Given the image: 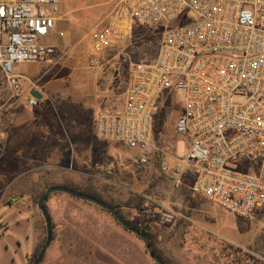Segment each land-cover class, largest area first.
Here are the masks:
<instances>
[{
	"label": "rangeland",
	"instance_id": "374dc122",
	"mask_svg": "<svg viewBox=\"0 0 264 264\" xmlns=\"http://www.w3.org/2000/svg\"><path fill=\"white\" fill-rule=\"evenodd\" d=\"M120 1L61 0L62 34L48 40L56 45V61L16 63L14 72L28 77L21 79L20 95L12 93L0 70V256L16 236L2 227L11 206L25 210L30 204L42 214V193L72 185L118 207L136 228L150 226L152 246L168 264H264V216L249 221L206 200L213 210L200 209L193 219L208 225L216 236L212 242L185 214L162 223L160 204L177 210L187 187L172 192L157 160L140 166L124 142L97 137L95 114L108 97L124 93L129 62L152 57L160 43V31L137 24L123 50L95 52V38ZM32 91L41 94L34 107L26 104ZM179 114L178 105L166 114L161 143L172 138ZM76 141L91 147L77 154ZM44 204L53 238L40 264H155L142 238L101 206L62 191L50 193ZM46 233L45 227L27 264L34 263ZM15 258L18 262V253Z\"/></svg>",
	"mask_w": 264,
	"mask_h": 264
},
{
	"label": "built area",
	"instance_id": "2783aa9c",
	"mask_svg": "<svg viewBox=\"0 0 264 264\" xmlns=\"http://www.w3.org/2000/svg\"><path fill=\"white\" fill-rule=\"evenodd\" d=\"M60 20L61 0H0V70L14 95L28 79L16 63L56 61L48 40L62 34ZM136 24L160 31L156 56L129 62L124 93L95 114L97 137L124 142L140 166L157 160L172 192L187 186L243 219L264 216V0H121L95 52L123 50ZM167 100L180 114L158 144ZM2 119L0 101V135ZM160 205V222L184 217Z\"/></svg>",
	"mask_w": 264,
	"mask_h": 264
},
{
	"label": "crops",
	"instance_id": "0c3cea01",
	"mask_svg": "<svg viewBox=\"0 0 264 264\" xmlns=\"http://www.w3.org/2000/svg\"><path fill=\"white\" fill-rule=\"evenodd\" d=\"M60 23L61 20L59 21V24ZM155 56L156 54L152 57L147 56L146 59H152ZM90 147L91 145H88L85 142L76 141L75 151L77 154H83L86 150H89ZM186 196L187 195L180 194L179 203L177 204L179 208L177 209V211H179L183 216L185 214L186 218L193 221L195 224L200 225L201 230H206L207 233L205 234L208 238H210L208 239L206 237L205 239L207 241H214V237L216 236L212 234V230L208 227V225L206 224L204 226L193 219V214L198 210L206 209L209 213L213 210V207L206 200L200 201V199L195 198L194 200L188 201L186 199ZM25 203L26 201L24 202V204ZM18 209L20 208L15 206L10 207L11 213L9 215V218L5 220V224L2 226L3 228H12L16 236L12 237L13 242L11 243V246H5V249L0 256V264H27V261L31 257V254L39 246L42 239V233L45 231V219L43 218V214H41L37 208H34L33 206H30V204H28L25 210L20 209L21 211H18ZM16 253H18V262L15 258Z\"/></svg>",
	"mask_w": 264,
	"mask_h": 264
},
{
	"label": "water",
	"instance_id": "95a60500",
	"mask_svg": "<svg viewBox=\"0 0 264 264\" xmlns=\"http://www.w3.org/2000/svg\"><path fill=\"white\" fill-rule=\"evenodd\" d=\"M32 95L36 96L38 99L41 98V94L39 92L32 91ZM55 191H62V192L68 193V194H70V195H72V196H74L76 198L90 201V202L95 203V204L101 206L102 208L110 211L115 216V218L118 220V222L120 224H122L125 228H127L128 230L132 231L133 233L139 235L142 238L143 242L146 245V248L148 249V252H149L151 258L154 260V262L156 264H166L157 255L155 249L153 248V246H152L149 238L146 236V234L143 231H141V230L137 229L136 227L132 226L128 221H126L119 214L117 209H115L113 206H111L110 204H108L106 202H103L101 200L95 199V198H93L91 196H88V195H84V194H82L80 192H77V191H75L73 189H70V188H67V187H64V186H53L51 188H48L46 190V192H44L40 196V198L38 199V207L41 210V212H42V214H43V216L45 218V222H46V231H47L46 234H47V236H46L45 244L42 246L40 252L38 253L34 264H40V262L43 259L44 254H45L47 248L50 246L52 238H53L52 220H51V217L49 215V212H48L44 202L47 199L48 195L50 193H52V192H55ZM149 229H150V226H145L144 227L145 231H147Z\"/></svg>",
	"mask_w": 264,
	"mask_h": 264
},
{
	"label": "trees",
	"instance_id": "16d2710c",
	"mask_svg": "<svg viewBox=\"0 0 264 264\" xmlns=\"http://www.w3.org/2000/svg\"><path fill=\"white\" fill-rule=\"evenodd\" d=\"M170 100H167L166 101V104H165V106L164 107H162L160 110H159V112H158V114H157V118H156V124H155V139H156V142L158 143V144H160L161 143V140H162V135H163V130H162V127H163V124H164V122H165V116H166V114L169 112V110H170ZM55 186H64V187H67V188H70V189H73V190H75V191H77V192H80V193H82V194H84V195H88V196H91V197H93V198H95V199H98V200H101V201H103V202H105L104 200H102L97 194H95V193H90V192H88V191H84V190H79V189H76V188H74L72 185H55ZM51 187H53V186H51ZM50 187V188H51ZM185 187H187V186H185ZM187 189H188V191H189V194H187V200L189 201H191V200H194L195 198L196 199H200V201L202 200H206L205 198H203V197H200V196H197V195H195L191 190H190V188H188L187 187ZM43 194V193H42ZM50 195V194H49ZM49 195H48V197H49ZM48 197H47V199H48ZM46 199V200H47ZM111 205V204H110ZM195 205H196V203H195ZM45 206H46V204H45ZM111 206H113L115 209H117V211L119 212V214L123 217V215L120 213V210H119V208L118 207H116V206H114V205H111ZM46 208H47V206H46ZM124 218V217H123ZM125 219V218H124ZM133 226V225H132ZM135 227V226H134ZM137 229H139V230H141V231H143L145 234H146V236L149 238V240H150V242H151V244L153 245V242H152V239H151V237H150V232H151V230L149 229V230H147V231H145L144 230V228H142V229H140V228H137ZM154 249H155V251H156V253H157V255L159 256V258L164 262V263H166V264H168L164 259H162V257H160V255L158 254V252H157V250H156V248L154 247ZM37 252H35L34 253V262H35V259H36V257H37ZM34 264V263H33ZM156 264V263H155Z\"/></svg>",
	"mask_w": 264,
	"mask_h": 264
}]
</instances>
